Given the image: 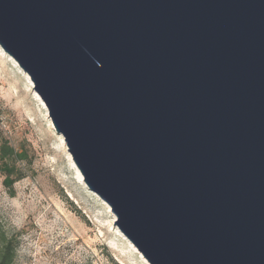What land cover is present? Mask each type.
<instances>
[{"label":"water","instance_id":"1","mask_svg":"<svg viewBox=\"0 0 264 264\" xmlns=\"http://www.w3.org/2000/svg\"><path fill=\"white\" fill-rule=\"evenodd\" d=\"M0 46L150 264H264V0H0Z\"/></svg>","mask_w":264,"mask_h":264},{"label":"rangeland","instance_id":"2","mask_svg":"<svg viewBox=\"0 0 264 264\" xmlns=\"http://www.w3.org/2000/svg\"><path fill=\"white\" fill-rule=\"evenodd\" d=\"M51 122L30 76L0 46V131L29 154L14 196L0 173V221L19 240L15 264H150L110 206L77 179Z\"/></svg>","mask_w":264,"mask_h":264},{"label":"trees","instance_id":"3","mask_svg":"<svg viewBox=\"0 0 264 264\" xmlns=\"http://www.w3.org/2000/svg\"><path fill=\"white\" fill-rule=\"evenodd\" d=\"M28 159V151L15 148L0 131V173L3 174V183L12 196L15 195V183L26 177L25 170L19 163ZM18 247V236L9 233L0 221V264H15Z\"/></svg>","mask_w":264,"mask_h":264},{"label":"bare ground","instance_id":"4","mask_svg":"<svg viewBox=\"0 0 264 264\" xmlns=\"http://www.w3.org/2000/svg\"><path fill=\"white\" fill-rule=\"evenodd\" d=\"M51 125L54 126L52 122H51ZM71 164H72L73 168L75 169V171H76V173H77V179H78L82 184H84L86 187H88V186L86 185V183L84 182L83 177H82V175L80 174V172L78 171V169L76 168V166L73 164V162H72Z\"/></svg>","mask_w":264,"mask_h":264}]
</instances>
